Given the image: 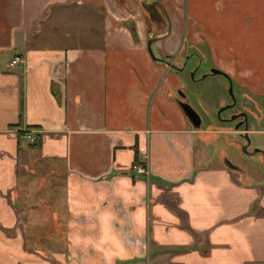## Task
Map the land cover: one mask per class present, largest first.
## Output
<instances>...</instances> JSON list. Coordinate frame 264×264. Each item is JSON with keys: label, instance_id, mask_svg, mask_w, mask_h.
Listing matches in <instances>:
<instances>
[{"label": "crops", "instance_id": "1", "mask_svg": "<svg viewBox=\"0 0 264 264\" xmlns=\"http://www.w3.org/2000/svg\"><path fill=\"white\" fill-rule=\"evenodd\" d=\"M186 45L264 95V0H0V264H264V183L176 101Z\"/></svg>", "mask_w": 264, "mask_h": 264}, {"label": "rangeland", "instance_id": "2", "mask_svg": "<svg viewBox=\"0 0 264 264\" xmlns=\"http://www.w3.org/2000/svg\"><path fill=\"white\" fill-rule=\"evenodd\" d=\"M202 45L204 44V40L202 39ZM203 47V46H202ZM202 47H189L188 45L185 46V48L182 49L181 53L178 54L177 58H175V67H182L187 62V70L189 68L194 67L198 64L199 68L196 71H192L190 74V81H197L196 87L198 88V91H194L190 84L185 83V79L183 78V88L181 89L189 98L190 103L192 106L199 112V114L202 117V129L208 128L210 125H219L221 127L227 128H235L234 123L228 122H222L220 120H224L227 118H230L231 111L226 110L221 114V117L219 118L216 110L212 109V105L216 103L212 102L210 98L218 97L222 101L229 103L232 101V96L230 94V88L227 83V80L224 79L222 76H214V77H208L206 80L202 81V77L206 74V72L210 71L211 69L215 68L212 60L203 54L206 53V49ZM156 55L159 59H163L165 55H163L161 52L155 50ZM193 53L197 54V57L193 55ZM190 57V58H189ZM189 58V59H188ZM198 58V59H197ZM174 67V68H175ZM175 71V70H174ZM192 74H194V77L192 78ZM199 80V81H198ZM208 86H212L209 90L205 89ZM179 90H177V93H179ZM233 92L235 96L237 97L238 104L235 107L237 109L241 108V95L242 91L239 90L236 83L233 85ZM207 93L210 95H207ZM221 97V98H220ZM264 103V95L258 99ZM211 103V106L206 105L204 102ZM229 129V128H228ZM234 132V130H233ZM235 133H230L228 135L226 134H218L214 137V139L210 142L209 151L211 154H222L228 155L232 160H234L236 165L243 166L245 170L248 171L249 176L253 180L254 183L262 182L264 183V155L259 154L255 152V150H261V153L264 152V134H254L249 133V139H250V145L247 148V152L241 150V148L238 145L230 144L227 136H232V138H236ZM220 150H223L224 152L221 153ZM223 159V157H222ZM235 164V163H234ZM49 170H47L48 172ZM46 182H48V179H43V184L46 185ZM49 183V182H48ZM49 185V184H47ZM41 209L33 210L35 212H46L43 207H39ZM37 239H40L38 244H36L34 237H29L28 246L29 248H35L39 247L43 250H49V248L53 245L55 246L56 243H51V237H37ZM60 244H58V248ZM61 248V247H60Z\"/></svg>", "mask_w": 264, "mask_h": 264}, {"label": "flooded vegetation", "instance_id": "3", "mask_svg": "<svg viewBox=\"0 0 264 264\" xmlns=\"http://www.w3.org/2000/svg\"><path fill=\"white\" fill-rule=\"evenodd\" d=\"M193 55L195 56V53H193ZM168 63H170V61ZM187 65H188V62L184 66H182V67H175V62L172 63V67H173V69L175 70V72L177 74H180V75H183V76L189 78L190 77V74L189 73H191L192 71L198 70L199 66L197 64L194 67L189 68L187 70ZM211 70L208 71V72H206V74L201 79L202 81L206 80L208 77H214V76L216 77V76H219V75L212 74L211 73ZM220 76H222L224 79L227 80V83L229 85V88H230V81L234 85L235 82L232 81L231 78L228 75L227 76L226 75H220ZM193 77H194V74H192V78ZM192 82H194L195 85H196V82L197 81H194L193 80ZM211 87L212 86H208L205 89H208L209 90ZM191 88L194 91L197 92V90H195V88H193V87H191ZM240 91H242V95H241L242 96L241 97L242 99L240 101L241 102L240 103L241 104V108L240 109L235 110L236 109L235 107L238 104V100H237V97L235 96L233 90H232V93H233L234 97H231L232 98V101L229 102V103H226V102H224L222 100H221V103L219 105H216V104L212 105L211 103H207L206 101L204 103L206 105H208V106H211L212 105L213 106L212 109L214 108L213 110H216V113H217V115H218L219 118L221 117V114L224 111H226V110H230L231 111L230 118H227V119H224V120H220V121H221V123L222 122H228V121L230 123H234V124H236L235 125V128L237 127V125H239V130H235V128L233 129L231 127H227V128H229L230 133L237 134L236 135V138H232V136H229V137L227 136V138H228V140H229L230 143L237 144L241 148V150L247 152V149L244 150L243 147H242L245 144H247L246 135H248L249 133L264 134V106H263V104H261L256 99V97H254L253 95L249 94L248 91H246L245 89H242ZM182 92H183L182 90H179V93H182ZM179 93L177 94V97L176 98H179V96H180ZM210 100L215 103V101H213V98H211ZM220 108H225L222 111L221 114H219V109ZM217 126H219V125H217ZM213 129H214V127H213ZM233 130H234V132H233ZM255 152L264 155V152L261 153V150L260 149L259 150L258 149L255 150ZM222 157L224 159H227V158L228 159H231L228 155H223ZM232 162L235 163V164L237 163L234 160H232ZM240 167L243 168L242 165ZM241 171H243V170H241Z\"/></svg>", "mask_w": 264, "mask_h": 264}, {"label": "water", "instance_id": "4", "mask_svg": "<svg viewBox=\"0 0 264 264\" xmlns=\"http://www.w3.org/2000/svg\"><path fill=\"white\" fill-rule=\"evenodd\" d=\"M150 52L152 53V55L154 56L151 48H150ZM155 58V56H154ZM211 73L212 74H215V75H226L223 71L219 70V69H216V68H213L211 70ZM227 76V75H226ZM232 90H233V84L232 82L230 81V93L232 95V97H234L233 93H232ZM179 98H176V101L178 103V105L180 106V108L182 109L184 115L186 116V118L188 119V121L191 123V125L193 126L194 129H200V127L202 126V117L201 115L199 114V112L192 106V104L190 103L189 101V98L187 97V95L182 92V93H179ZM226 108V107H225ZM225 108H220L219 109V114L222 113V111L225 109ZM235 130H239V125H237V127L235 128ZM230 133H227L226 135H228ZM246 141H247V144H245L243 147L244 150H246L250 144V139H249V136L246 135ZM237 145V144H235ZM223 162L224 164L226 165V167H228L229 169L233 170V171H241L243 170L239 165H236L232 162L231 159H223Z\"/></svg>", "mask_w": 264, "mask_h": 264}, {"label": "built area", "instance_id": "5", "mask_svg": "<svg viewBox=\"0 0 264 264\" xmlns=\"http://www.w3.org/2000/svg\"><path fill=\"white\" fill-rule=\"evenodd\" d=\"M23 59L19 56H16L12 61H11V66H17L20 64H23ZM26 137L30 139L32 142L36 140L35 136H32L31 134H27ZM135 170L138 174H147V169L141 165H136Z\"/></svg>", "mask_w": 264, "mask_h": 264}, {"label": "trees", "instance_id": "6", "mask_svg": "<svg viewBox=\"0 0 264 264\" xmlns=\"http://www.w3.org/2000/svg\"><path fill=\"white\" fill-rule=\"evenodd\" d=\"M130 26H131V30H132V32L135 34V27H134V24L131 23Z\"/></svg>", "mask_w": 264, "mask_h": 264}]
</instances>
